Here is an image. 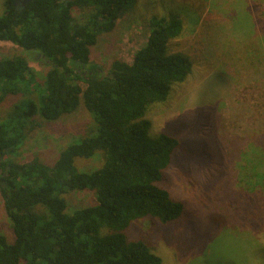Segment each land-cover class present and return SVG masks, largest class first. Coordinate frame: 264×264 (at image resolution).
<instances>
[{"label":"trees","instance_id":"trees-1","mask_svg":"<svg viewBox=\"0 0 264 264\" xmlns=\"http://www.w3.org/2000/svg\"><path fill=\"white\" fill-rule=\"evenodd\" d=\"M16 1L4 0L0 43L38 53L48 70L41 76L22 56L0 60V106H11L0 119V192L14 235L9 243L0 234V264H162L126 231L147 218L162 227L184 220V205L163 189L166 182L170 187L163 174L181 142L155 133L153 116L171 105L172 91L173 99L180 98L191 83L203 99L199 64L192 59L195 72L190 57L172 47L184 36L185 18L174 9L142 17L145 45L106 72L92 62L91 51L137 12L140 0H34L22 10ZM82 105L92 126L52 164L12 159L42 121L73 116ZM199 108L195 116L202 114ZM201 126L210 128L196 122L197 133ZM98 156L99 168L78 167ZM71 192L90 193L93 203L71 208ZM220 225L221 219L218 230Z\"/></svg>","mask_w":264,"mask_h":264},{"label":"rangeland","instance_id":"rangeland-1","mask_svg":"<svg viewBox=\"0 0 264 264\" xmlns=\"http://www.w3.org/2000/svg\"><path fill=\"white\" fill-rule=\"evenodd\" d=\"M3 4L0 0V15ZM172 9L185 18L184 36L173 50L189 56L196 72L195 60L198 77L204 78L203 99L191 83L180 98L173 99L172 91L171 105L153 116L155 133L166 132L181 142L163 174L170 187L166 181L162 187L184 205V220L170 227L151 218L135 221L126 236L149 245L162 264H264V0H140L134 15L100 39L91 60L106 72L114 60L131 61L146 43L142 17ZM13 56L26 58L41 76L48 70L38 53L1 42L0 60ZM10 108L6 102L0 106V119ZM198 108L202 114L195 116ZM196 122L210 128L201 126L197 133ZM92 123L83 105L73 116L42 121L12 159L52 164ZM102 162L98 156L78 161V167L93 171ZM67 201L71 208H83L93 203V196L71 192ZM0 234L14 241L1 192Z\"/></svg>","mask_w":264,"mask_h":264},{"label":"water","instance_id":"water-1","mask_svg":"<svg viewBox=\"0 0 264 264\" xmlns=\"http://www.w3.org/2000/svg\"><path fill=\"white\" fill-rule=\"evenodd\" d=\"M32 1H34V0H18L16 3H15V5H21L22 6V8H25L26 7V5H28V3H30V2H32Z\"/></svg>","mask_w":264,"mask_h":264},{"label":"flooded vegetation","instance_id":"flooded-vegetation-1","mask_svg":"<svg viewBox=\"0 0 264 264\" xmlns=\"http://www.w3.org/2000/svg\"><path fill=\"white\" fill-rule=\"evenodd\" d=\"M17 1H18V0H17ZM17 1H16V2H17ZM16 2H15V3H16ZM14 5H15V4H14ZM15 8H17L18 10H22V9H24V8H22V6L19 5V4H18V5H15Z\"/></svg>","mask_w":264,"mask_h":264}]
</instances>
